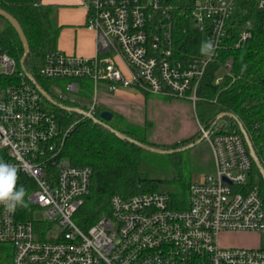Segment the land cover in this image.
<instances>
[{
  "label": "built area",
  "instance_id": "built-area-1",
  "mask_svg": "<svg viewBox=\"0 0 264 264\" xmlns=\"http://www.w3.org/2000/svg\"><path fill=\"white\" fill-rule=\"evenodd\" d=\"M165 1L83 0L97 54L50 53L41 77L54 81L51 88L88 98L89 104L76 102L91 115L101 87L108 92L131 87L195 107L208 68L225 49L229 24L238 23L233 21L237 0H196L190 18L214 51L193 56L175 52ZM255 2L264 9V0ZM249 28L247 22L235 47L252 37ZM17 64L0 46V160L17 167V187L25 189L33 218L26 219L21 207L10 213L0 205L2 259L6 255L10 264H264V192L241 133L198 121L215 170L192 180L183 207L168 192L115 194L109 212L83 229L74 217L90 193L91 168L73 165L65 155L79 114L65 126L62 113L48 107ZM220 66L215 83L230 75L232 60ZM53 225L60 231L49 236ZM236 233L258 235L260 243L247 248L221 242L222 234Z\"/></svg>",
  "mask_w": 264,
  "mask_h": 264
},
{
  "label": "trees",
  "instance_id": "trees-1",
  "mask_svg": "<svg viewBox=\"0 0 264 264\" xmlns=\"http://www.w3.org/2000/svg\"><path fill=\"white\" fill-rule=\"evenodd\" d=\"M196 0H166L167 15L173 25V41L176 53L198 55L205 36L194 25L190 13ZM0 8L11 14L21 25L28 40L29 49L24 63L23 43L15 28L7 20L0 32L1 49L17 60L20 72L32 74L37 83L63 106L76 107V101L61 99L51 92L53 80L40 75L46 56L58 51L60 25H58L56 7L45 5L42 0H0ZM230 23L225 49L219 60L210 65L202 81L195 111L201 124L218 126L222 132L241 133L239 123L230 116L218 119L221 113L234 114L247 129L251 143L264 167V9L257 7L255 0H237L233 21ZM250 24L252 37L242 46L235 47L240 30ZM228 59L232 60L230 75L221 82L215 83L216 73ZM91 87V82H86ZM142 93H148L141 91ZM47 101V100H46ZM48 103V107L62 113L61 121L65 126L73 123L77 115L64 108ZM105 107L98 105L94 117L100 115ZM77 123L70 131L65 146V155L73 165L91 168L90 193L86 196L83 206L75 214L76 223L83 229L89 228L103 214L110 210V199L115 194L130 196L146 192H164L161 186L177 185L176 190L166 191L176 205L183 207L188 195L187 190L192 182L181 170L169 180L150 177L143 170L142 161L149 149L117 137L109 127L118 129L122 134L138 140L147 147L161 148L147 138L148 128L132 124L119 114L97 123L92 118L77 116ZM104 121V120H103ZM243 135V134H242ZM201 138L196 133L194 143ZM197 145V144H196ZM166 150L167 147L163 146ZM169 153L177 168L184 165V150L173 148ZM152 152V151H150ZM253 176L264 192V180L253 160ZM180 183V184H179ZM264 194V193H263ZM26 219H32L33 205L25 196V204L21 207ZM1 264H7L0 257Z\"/></svg>",
  "mask_w": 264,
  "mask_h": 264
},
{
  "label": "rangeland",
  "instance_id": "rangeland-1",
  "mask_svg": "<svg viewBox=\"0 0 264 264\" xmlns=\"http://www.w3.org/2000/svg\"><path fill=\"white\" fill-rule=\"evenodd\" d=\"M83 1V0H82ZM87 15V14H86ZM5 26V20L0 16V32ZM51 92L58 97L67 98L71 101H77L82 104H89L88 98L81 94H74L65 88L53 86ZM101 105L106 109L119 114L132 124L147 127V138L155 145L167 147L166 150L179 149L190 143H194L193 137L199 132L198 116L193 103L188 100L178 98H166L151 93H142L135 88L122 89L119 92H108L100 88ZM75 118L73 122H76ZM202 139V137L200 138ZM199 139V140H200ZM164 149V148H162ZM184 165L177 168L173 159L167 153H156L146 151L142 168L150 174V177L161 180H169L177 176L179 171L184 172V176L191 179H200L208 173H213L215 163L213 152L206 141H202L182 151ZM180 184V183H179ZM177 185H163L164 192L176 190ZM43 216L38 213L36 216ZM60 231L57 225L52 226L48 233L52 236ZM221 242L226 246L236 247H257L260 243L258 235L254 234H222ZM11 251V250H10ZM5 262L10 264V259L4 255Z\"/></svg>",
  "mask_w": 264,
  "mask_h": 264
},
{
  "label": "crops",
  "instance_id": "crops-1",
  "mask_svg": "<svg viewBox=\"0 0 264 264\" xmlns=\"http://www.w3.org/2000/svg\"><path fill=\"white\" fill-rule=\"evenodd\" d=\"M42 3L56 7L55 17L61 27L58 50L85 57L97 54V35L87 27V11L82 0H42ZM100 105L106 104L100 101Z\"/></svg>",
  "mask_w": 264,
  "mask_h": 264
},
{
  "label": "water",
  "instance_id": "water-1",
  "mask_svg": "<svg viewBox=\"0 0 264 264\" xmlns=\"http://www.w3.org/2000/svg\"><path fill=\"white\" fill-rule=\"evenodd\" d=\"M0 16L7 20L10 24H12V26L15 28L16 32H17V35H19L20 37V40L22 41L23 43V47H24V55L21 59V63L23 64L26 57H27V54H28V50L29 49V44H28V40L24 34V31L21 27V25L19 24V22L17 21L16 18H14L11 14H9L8 12H6L5 10L1 9L0 8ZM27 76L30 78V80H32L37 88L39 89V91L41 92V94L43 95V97L49 102L51 103L52 105H55V106H59V107H62L64 108L66 111L70 112V113H76V114H79V115H82V116H85V117H89V118H92L95 122L97 123H102V124H105V121H109L113 118V113L112 111L110 110H104V112L101 113L100 117L101 119H97L94 117V115H91V114H88L87 111L85 110H82V109H79V108H76V107H69V106H63L62 104L58 103L53 97L52 95H50L47 91H45L36 81V79L34 78V76L30 73H26ZM230 116L232 118H234L240 125V129H241V132L245 138V141L248 145L249 148V151H250V154L256 164V166L258 167L259 169V172L261 174V176L263 177V180H264V167L262 166L258 156L256 155L255 153V150L253 148V145L251 143V140H250V137L248 135V132L246 131V129L244 128V126L241 124V122L239 121V119L232 113H221L218 117V119H221L225 116ZM104 120V121H103ZM110 130L117 136L119 137L120 139H126L128 141H130L131 143L133 144H136V145H140L142 147H145L147 149H149L150 151L152 152H156V153H172L174 150H165V149H162V148H154V147H147L146 145H144L143 143L139 142L138 140H135V139H132L130 137H127L126 135L122 134L118 129H113L111 127H109ZM203 139H200L198 140L196 143H190L188 145H185L177 150H187V149H190L191 147H194L196 144L202 142Z\"/></svg>",
  "mask_w": 264,
  "mask_h": 264
},
{
  "label": "clouds",
  "instance_id": "clouds-1",
  "mask_svg": "<svg viewBox=\"0 0 264 264\" xmlns=\"http://www.w3.org/2000/svg\"><path fill=\"white\" fill-rule=\"evenodd\" d=\"M200 51L206 55L211 54L214 51L213 42H203ZM18 179L17 167L0 160V205L10 213L25 204L26 191L22 186L17 187Z\"/></svg>",
  "mask_w": 264,
  "mask_h": 264
}]
</instances>
